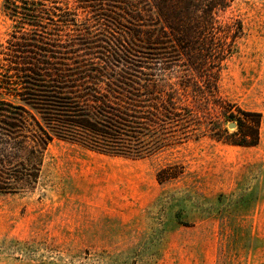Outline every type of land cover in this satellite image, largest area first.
<instances>
[{"label":"rangeland","instance_id":"374dc122","mask_svg":"<svg viewBox=\"0 0 264 264\" xmlns=\"http://www.w3.org/2000/svg\"><path fill=\"white\" fill-rule=\"evenodd\" d=\"M53 1L72 15L82 2ZM33 3L0 0V107L8 110L0 111V136L10 123L33 138L41 135L40 124L53 140L35 188L0 193V264H264V0L232 1L229 13L242 22L243 35L218 75L223 106L227 100L263 115L260 145H233L242 130L227 112L224 120L225 109L211 103L208 113H199L189 99L185 118L192 116L186 120L196 135L141 159L54 136L32 104L42 96H70L51 93L43 77L20 81L7 73L12 64L4 54L12 53L13 35L16 41L35 32L69 45L77 61L106 59L103 48L93 47H129L122 30L108 39L95 37L98 27L57 22V31L48 20L31 26L24 8ZM99 14L77 12L81 23H97ZM152 102L146 111H154ZM231 112L238 114L236 107ZM148 125L142 139L154 147L160 133ZM180 130V124L169 129Z\"/></svg>","mask_w":264,"mask_h":264},{"label":"trees","instance_id":"16d2710c","mask_svg":"<svg viewBox=\"0 0 264 264\" xmlns=\"http://www.w3.org/2000/svg\"><path fill=\"white\" fill-rule=\"evenodd\" d=\"M33 1L37 4L24 8L31 26L40 27L48 20L57 31V22L69 28L98 27L100 34L95 37L108 39L122 30V38L130 42L124 50L93 47L103 48L106 59L90 62L77 61L69 45L35 32L16 41L13 35L12 53L4 54L12 64L7 73L20 81L30 77L40 82L43 77L51 83V93L70 96H42L32 104L54 136L99 153L141 159L195 136L196 128H190L186 120L192 116L185 115L192 110L208 113L212 103L225 109V121L227 112L229 122L241 128V138L231 141L233 145L259 144L263 115L244 112L227 100L223 106L218 89L219 71L243 35L242 22L229 13L233 0H81L74 15L53 0ZM42 2L54 5L46 7ZM78 11L102 17L97 23H81ZM150 98L153 112L145 110ZM189 99L195 109H190ZM233 107L244 116L231 112ZM0 111L8 110L0 107ZM56 112L63 118L52 117ZM148 122L160 133L154 147L142 139ZM177 124L180 133L169 131ZM8 125L12 130L1 128L8 133L0 136V193L27 192L39 183L46 147L53 137L40 124L41 135L33 138L20 126Z\"/></svg>","mask_w":264,"mask_h":264},{"label":"water","instance_id":"95a60500","mask_svg":"<svg viewBox=\"0 0 264 264\" xmlns=\"http://www.w3.org/2000/svg\"><path fill=\"white\" fill-rule=\"evenodd\" d=\"M228 127H229V128H235V127H236V124H235V123H230V124L228 125Z\"/></svg>","mask_w":264,"mask_h":264},{"label":"crops","instance_id":"0c3cea01","mask_svg":"<svg viewBox=\"0 0 264 264\" xmlns=\"http://www.w3.org/2000/svg\"><path fill=\"white\" fill-rule=\"evenodd\" d=\"M260 143H261V141H260ZM259 145H260V144H259ZM259 145H258V146H259Z\"/></svg>","mask_w":264,"mask_h":264}]
</instances>
